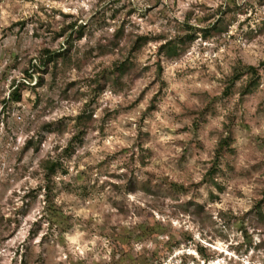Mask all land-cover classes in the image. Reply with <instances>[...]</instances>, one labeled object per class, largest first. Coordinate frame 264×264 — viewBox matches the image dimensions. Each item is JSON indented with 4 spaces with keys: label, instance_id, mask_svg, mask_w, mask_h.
<instances>
[{
    "label": "rangeland",
    "instance_id": "374dc122",
    "mask_svg": "<svg viewBox=\"0 0 264 264\" xmlns=\"http://www.w3.org/2000/svg\"><path fill=\"white\" fill-rule=\"evenodd\" d=\"M228 7L227 22L236 18L228 32L208 40L197 33L173 60L151 41L135 54L124 87L97 93L93 81L126 54L128 41L107 57L97 47L122 23L134 35L173 39L185 22L209 27ZM64 15L87 25L71 62L78 68L39 86L43 74L31 60L64 42L40 25L59 30ZM263 61V0H0V264H113L120 242L142 225L159 230L131 242L142 264L156 247L161 264L186 255V264H204L200 247L207 264H264V223L255 214L264 198V74L252 95H222L238 63ZM14 81L22 100L6 103ZM84 110L92 124L79 139L75 119ZM46 124L53 132L41 130ZM226 127L236 152L220 166L219 191L207 177ZM31 138H43L39 152L25 149ZM47 157L67 172L49 188L40 167ZM127 179L140 184L135 194ZM147 182L152 193L141 186ZM170 184L195 189L174 193ZM165 244L180 246L168 256Z\"/></svg>",
    "mask_w": 264,
    "mask_h": 264
},
{
    "label": "trees",
    "instance_id": "16d2710c",
    "mask_svg": "<svg viewBox=\"0 0 264 264\" xmlns=\"http://www.w3.org/2000/svg\"><path fill=\"white\" fill-rule=\"evenodd\" d=\"M264 1V0H263ZM117 12V11H115ZM231 12L229 7L224 10L219 8L216 12L217 18L213 17V23L209 27L196 28L193 27L189 21L183 24L179 36L169 39L163 36L149 37L144 35H134L133 33H128L126 30V24L122 23L117 30L114 38L106 45H99L97 47V56L107 57L112 54H116L121 49L122 43L128 41V46L126 49V54H124L120 59L114 61L111 66L105 68L101 73V76L97 77V81H93L98 85V94L104 93L108 86L113 88H122L124 87L123 78L127 76L132 69L134 68L133 58L136 53L140 52L145 46L148 45L151 41L160 42L161 45L158 49L159 54L162 55L167 60H173L179 58L184 54L188 47L196 40L197 33H201L203 39L208 40L216 34L222 35L225 32H228L229 26L236 22V18L231 22H227L226 16L227 13ZM65 16V15H64ZM114 17V15H113ZM66 20L63 21L59 30H52L50 26H47L45 23H41L40 28H45L46 31L50 34V37L53 41L59 40L60 38L64 39L62 49L57 50L51 47H43L39 51V55L35 60H31V67L36 69L37 73H42L43 75L39 77V86H43L45 81V76L49 75L52 82L58 79V77L64 75L70 68H78L77 64L72 65V60L74 59L75 53L78 51L75 49V43L82 41L87 32V25L78 24V21L72 22L68 21L69 17L65 16ZM48 28V29H47ZM183 35V36H182ZM36 62V65L34 64ZM24 71L25 79L33 80V75L29 73L30 68ZM162 74V67H160L159 75ZM262 74H264V61L261 62L258 66L246 65L243 63H238L234 68L232 73L225 80V87L222 93L223 98H230L237 93L240 99L252 95L261 85ZM240 85L237 87V84ZM16 81L13 82L12 88L8 100L6 103L12 101L14 103H19L22 100L21 88L20 86H15ZM6 100V99H5ZM87 111L84 110L78 117L75 119V127L77 130V137L81 139L85 135V131L92 124L93 114L87 115ZM210 110L206 109L205 113H209ZM201 114V112L199 113ZM204 116V112L201 114ZM194 129L199 128V120L197 119L194 122ZM61 129V127H59ZM42 131L53 132V125L46 124L41 128ZM57 129H55L56 131ZM59 130V129H58ZM43 138H40V141L37 142L31 138L26 143V150L33 149L34 152H39L41 141ZM234 143V133L230 127H226L225 132L221 134L220 141L214 151V161L211 169L208 172V181L209 184L216 187L219 191H223L224 187L218 183L215 178L220 172V166L223 163V160L227 156H232L235 154V149L233 147ZM140 147H142L140 145ZM72 149V148H71ZM69 150V149H68ZM40 167L45 174V179L47 182V187H50L58 171H63L67 173L62 163L59 159L47 157L40 163ZM125 183H128L126 191L128 193H136L138 186L140 185L137 181L127 179ZM151 183H141L142 188L147 192L152 193L153 188L150 187ZM160 186L156 185V188ZM195 189V186L186 187L179 184H170V190L174 193H188L190 190ZM49 195V193H48ZM213 196V195H211ZM191 204V203H190ZM118 206V205H117ZM197 213L203 212L204 208L200 205L196 206ZM255 214L259 222L264 223V198L262 201L257 203L255 207ZM2 219L0 218V224ZM157 228L150 227L147 225H142L136 229L132 234L127 233L125 239L120 242V248L116 256H114L113 264H142L139 259V254L134 252L131 249V242H142L145 240H152L153 238L159 237L157 233ZM163 230V229H162ZM160 229V231H162ZM157 234V235H156ZM168 244V243H167ZM166 249V254L170 256L173 254L174 247L178 248L180 245H173L170 249L167 250V245H164ZM127 247V249H126ZM199 252L202 256V259L205 261L204 264L208 263V258L204 254V250L200 247ZM119 254V255H118ZM162 252L160 248L155 249L148 259H144L145 264H153L155 259L161 264ZM165 255V259L167 258ZM187 255L182 257L180 264H186L185 260ZM26 264V261H23Z\"/></svg>",
    "mask_w": 264,
    "mask_h": 264
}]
</instances>
